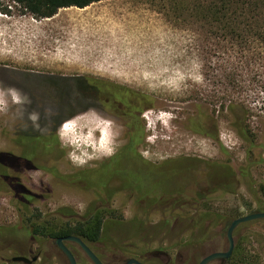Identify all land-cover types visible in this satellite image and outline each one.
Instances as JSON below:
<instances>
[{
  "label": "rangeland",
  "instance_id": "374dc122",
  "mask_svg": "<svg viewBox=\"0 0 264 264\" xmlns=\"http://www.w3.org/2000/svg\"><path fill=\"white\" fill-rule=\"evenodd\" d=\"M169 1L106 0L38 19L13 0H0V161L8 159L3 154L21 153V138L49 137L54 126L61 149L40 154V166H58L61 172L107 160L126 143L120 139L128 132L124 122L129 117L115 105L118 93L89 90L82 77L152 98L140 118L147 135L140 154L154 164L181 157L244 163L243 144L230 127V118L222 117L220 124L221 143L229 156L219 144L192 131L189 120L198 113L193 103L197 95H217L245 107L247 124L264 148V29L254 28L239 39L218 25L171 23L164 12ZM215 109L209 107V112ZM69 114L74 116L63 119ZM21 167L12 166L10 174L35 192L51 189L54 196L36 199L23 210L0 184V227L22 222L28 226L30 219L48 225L60 221L57 212L68 206L83 211L87 199L63 190L47 173ZM166 169L154 175L161 187L192 185L185 163L177 164L174 172ZM252 176L259 199L264 200V166L254 168ZM234 191L208 195L200 210L243 216L257 210L249 189L243 185ZM131 209L127 206L121 213L130 217ZM196 209L191 205L175 213L192 216ZM156 222L157 218L151 220ZM185 228L182 222L169 235L162 231L145 236L131 250L137 254L145 243L148 253L162 255V264H198L205 255L227 248V229L221 234V226L201 248H178L176 244L187 237ZM235 242L243 243L249 255L264 264V221L241 228Z\"/></svg>",
  "mask_w": 264,
  "mask_h": 264
},
{
  "label": "trees",
  "instance_id": "16d2710c",
  "mask_svg": "<svg viewBox=\"0 0 264 264\" xmlns=\"http://www.w3.org/2000/svg\"><path fill=\"white\" fill-rule=\"evenodd\" d=\"M19 4L24 10L38 19L52 18L58 14L59 10L71 7H77L84 9L94 3H98L106 0H13ZM167 4L164 12L168 20L171 23H203L207 26L218 25V28L226 33L229 30L233 35L243 39L245 32H253L254 28L264 29V0H171ZM227 75V74H226ZM236 77V76H235ZM85 84L88 85L89 90L99 91L104 89L106 92H114L113 87L124 88L110 83L99 84V81H92L89 78H81ZM125 90L130 91V95L134 98L135 102H149V96L137 91H133L127 88ZM151 101V100H150ZM193 103L198 109V113L194 118L189 120L191 129L197 122L204 119H211L217 116L219 110L220 116L224 115L226 107L229 105L225 97H218L217 95H197L193 98ZM206 108V112L202 111V108ZM209 107L218 108L213 113L209 112ZM58 125V124H56ZM56 126L53 129V135L51 136H25L21 138L19 142L22 147V151L19 155L13 153L3 154L8 158L7 161H0V184L3 189L13 195L17 204L23 210H28L29 206L33 203L34 196L31 192L17 180L16 176L10 174L9 170L12 166L19 167V165L29 168L40 166L43 162L40 154H51L59 152L61 149L60 140L56 133ZM126 127L129 131H132L133 127L131 123H126ZM242 136L249 141V157L251 158L252 148L255 146V141L249 139L247 135L242 133ZM144 141L132 140L126 141V143L119 148V150L109 159L95 164L94 174L96 177L86 176L84 178L90 185L99 186V190L102 187L114 188L112 182L116 180V176L123 184L130 185L131 182L141 183L145 185V188H137L136 192L138 196L146 197V200L151 204L150 206H158L163 212L175 214L179 208H186L194 206L197 207L195 212H198L193 217L190 215H182L179 220L161 219L156 223H151V220L146 219H105L107 210L98 211L95 213V217L88 221L70 222L60 217V221L56 220L46 223L41 222L39 219L29 220L28 227L32 228L35 233H43L44 231L54 232L50 237L57 238L64 234H69L71 231H79L82 233L79 237L82 238L88 244L98 243L104 247V251H114L118 253L117 249L122 252L123 258L131 256L134 250L138 248L136 240L141 241L145 236H150L166 232L171 234L178 223L185 225V229L182 231H188L186 239H181L176 247L178 248H193L198 249L204 246L207 242L215 236L217 228L224 223L226 227L228 222L222 220L219 214L208 209L207 211L200 210V203L202 199L207 196L203 193L207 191L204 188H197L194 184L196 181H207L209 183L218 182L214 188V191L219 189L226 190L224 183L228 180L238 181V174L229 166L222 163H211L198 161L196 158H180L177 160H171L163 163L162 165L154 164L147 161L137 151L140 145ZM136 163L139 166L145 168L135 169L133 164ZM185 163L187 172L192 176V185H185L182 188H165L161 187L158 178L154 175L162 174L165 172H174L177 164ZM129 164V165H128ZM251 166V165H249ZM248 166V167H249ZM221 167V168H217ZM204 168L205 172L197 174L198 170ZM241 177L246 183L247 189L251 195L258 202L257 210L264 211V201L259 199V191L256 188V181L254 180L252 173L248 168L242 169ZM59 175L60 173H57ZM90 174V173H88ZM146 176L154 178L153 181H148ZM199 176V177H198ZM83 180V179H82ZM138 187V186H137ZM217 187V188H216ZM220 187V188H218ZM212 189V188H211ZM128 190L125 188V191ZM234 190V188H233ZM140 194V195H139ZM99 197H101L99 195ZM180 197L182 202L178 204L169 203L168 200ZM168 201V202H165ZM192 202V203H191ZM191 203V204H190ZM195 203V204H193ZM172 204V205H171ZM109 212V211H108ZM114 212V210L112 211ZM188 216V217H187ZM26 225V224H25ZM23 227V226H22ZM23 228H26L23 227ZM217 235V234H216ZM141 239H138L140 238ZM153 240L151 239L149 243ZM147 243V242H146ZM100 247V246H99ZM163 249V248H162ZM146 253L145 243L142 251L138 252V256H143ZM260 258H255L246 250L243 243L239 242L231 259L227 260L224 264H261ZM173 264V263H172Z\"/></svg>",
  "mask_w": 264,
  "mask_h": 264
},
{
  "label": "flooded vegetation",
  "instance_id": "af4514ba",
  "mask_svg": "<svg viewBox=\"0 0 264 264\" xmlns=\"http://www.w3.org/2000/svg\"><path fill=\"white\" fill-rule=\"evenodd\" d=\"M113 89L114 92H117L119 95L118 96L119 100L115 102V105L117 104L120 107H122V116L129 117V123H131L133 127L132 131L128 130V132L123 133L121 135L120 140L123 141L146 140L147 135L145 132V123L140 118L143 111L151 107L150 100H152V98L149 96L150 97L149 102L146 101L135 102L134 98L127 95V94L130 95V91L115 86L113 87ZM228 104L229 105L226 107L223 116L217 115L211 119L200 120L199 122L196 123L192 131L197 135L209 138L213 142L219 144L220 150L223 152V154L229 156L230 151L226 147H224L223 144L221 143L220 124L222 122L221 120L222 117L224 119H227V117L230 118L229 125L235 130L236 135L243 144L245 161L244 163L235 166L232 160L230 159L217 161V160L203 159L200 157H186V158H196L198 161H203V162L226 164L238 174L237 176L238 181L228 180L227 182L224 183L223 188H225L226 185V190L218 187L220 188L219 191H214L215 189L214 187L217 184L219 185L218 182L209 183L207 181H200V180L196 181L194 185L197 188L207 189L211 185L207 189V191L203 193V196L204 195L211 196L214 193H218V192H222L225 194H235L233 188L239 189L243 185L246 187V183L245 181H243L241 177L242 169L248 168L249 171L252 173V170L254 168L259 166H264V148H262L258 144L256 135L251 130L250 125L247 124V116H248L247 110L245 109V107L239 104H234V105H232L231 103ZM217 114H221L219 113V110L217 111ZM73 116H74L73 114H69L63 117V119L65 118L69 119L72 118ZM124 123H128V121ZM242 133L247 135L249 139H253L255 141V146L252 148V152H251L252 154L250 159H248L249 157L248 151L250 144L249 141H247L246 138L242 136ZM260 147L262 148V152L261 154L256 155V150L259 149ZM137 151L140 153V148ZM181 158H185V157H181ZM167 161H171V160H166L160 163L159 165H162ZM70 167L72 170H67L64 172H61L58 166H54V165L37 166L34 168H29L27 166L21 167L24 170H29V171L35 170V171L47 173L53 178L54 181L57 182L56 185H58L63 190H66L73 194H77L83 197L84 199H87L84 202V208L83 211L81 212L75 209L74 207H70V206L60 209L57 212V215H59V217L63 218L64 220H68L70 222L88 221L93 219V217H95V213L98 212L99 210L100 211L107 210V214H105L106 217L105 219L111 218V219L121 220V219L140 218V219L152 220L157 218V220H161V219L179 220L181 218V216L176 213L174 215L173 214L168 215L169 213L163 212L162 209H160V207H158L157 205L154 207L150 206L151 203L146 200L145 196L139 197L138 193L136 192V189L142 187L145 188V185H141V183L139 185L138 183L135 182H131L130 185L123 184L122 181L119 179L121 177L117 175L116 180L112 182L114 188L102 187L101 190H99V186L93 187L87 181L84 180L86 176H92V177L97 176L96 174H94L95 173L94 169L96 168L95 165L76 167V168H73L72 166ZM217 168H221V167H217ZM204 172L205 169L202 168L198 170L197 174L200 175V173H204ZM57 173L63 174V176ZM17 180L21 182L31 192L35 200L36 199L48 200L54 196V193L52 192L51 189H47L44 192H35L34 190L28 188L20 180L19 177H17ZM125 188L128 190L125 191ZM99 195L101 197H99ZM207 196H205L202 199L200 204H202L206 200ZM168 201L169 203L176 204L177 206L182 202L180 197ZM129 204L131 205L132 208L131 209L132 214L130 217H126L123 213H121V211H123L124 208H126L127 206H130ZM113 210L114 212H112ZM203 211H207V210H203ZM211 211L215 212L212 209ZM258 212H264V211L256 210L249 214L258 213ZM197 213L198 212H195L192 215V217ZM217 214H219L222 217L220 219L228 222L227 227L225 225L226 223L221 225L222 227V229L220 230L221 234L222 232H224L225 228L228 231L233 220L243 217V215L241 214L238 215L231 213L228 214L217 213ZM257 221H264V219H258L239 225L234 231V240H235V235L239 232L241 228L246 227ZM22 226L25 227L26 225L22 222L21 225L19 226L16 225L12 227H0V264H71L69 256L63 250V247L58 243L60 239H63V243H62L63 246H65L67 250L72 254V256L76 261V264H95L94 261L91 259V257L88 255L87 251L76 241L69 240L68 239L69 237H77L81 239L87 245V247L97 256V258L100 259V261L103 264H123L130 259H136L143 264H159V263L162 264L161 263L163 258L162 255L146 253L143 256H138V254L133 253L128 258H123L120 249H117L118 253H115L114 251H108V252L104 251V247L102 245H99V242L93 244H88L87 242H85L82 238L79 237L80 235H82V233L79 231H71L69 232V234H64L61 235L60 237L52 238L50 237V235H52V233L54 232L44 231L43 233H35L32 228L28 226H26V228H23ZM227 231H226L227 248L225 250H219L215 252L227 251L229 246ZM238 243L235 242V247ZM108 260H110V262ZM227 260L217 259L209 264H224Z\"/></svg>",
  "mask_w": 264,
  "mask_h": 264
},
{
  "label": "water",
  "instance_id": "95a60500",
  "mask_svg": "<svg viewBox=\"0 0 264 264\" xmlns=\"http://www.w3.org/2000/svg\"><path fill=\"white\" fill-rule=\"evenodd\" d=\"M258 219H264V212H258V213H253V214H249L240 218H237L235 220L232 221L228 231H227V237H228V249L225 252H213L207 256H205L200 262L199 264H209L212 261H215L217 259H223V260H227L229 258H231L234 249H235V240H234V231L235 229L243 224V223H248L254 220H258ZM69 240L72 241H76L77 243H79L88 253V255L91 257V259L94 261L95 264H103L100 259L97 258V256L87 247V245L79 238L77 237H69ZM58 243L63 247V250L67 253V255L70 258L71 264H76V261L74 259V257L72 256V254L67 250V248L65 246H63V239H60L58 241ZM35 260V259H34ZM123 264H143L140 261L136 260V259H130L127 262L123 263Z\"/></svg>",
  "mask_w": 264,
  "mask_h": 264
},
{
  "label": "crops",
  "instance_id": "0c3cea01",
  "mask_svg": "<svg viewBox=\"0 0 264 264\" xmlns=\"http://www.w3.org/2000/svg\"><path fill=\"white\" fill-rule=\"evenodd\" d=\"M95 4V3H94ZM93 5V4H92ZM91 6V5H90ZM89 7V6H88ZM71 8H77V7H71ZM87 8V7H86ZM84 8V9H86ZM65 9H68V8H65ZM80 9V8H79ZM83 78V77H82ZM86 78H89V77H86ZM81 79V78H80ZM90 79V78H89Z\"/></svg>",
  "mask_w": 264,
  "mask_h": 264
},
{
  "label": "bare ground",
  "instance_id": "6f19581e",
  "mask_svg": "<svg viewBox=\"0 0 264 264\" xmlns=\"http://www.w3.org/2000/svg\"><path fill=\"white\" fill-rule=\"evenodd\" d=\"M67 127V126H66ZM66 127H64V130H66L67 128ZM70 128V127H69ZM104 150V149H103Z\"/></svg>",
  "mask_w": 264,
  "mask_h": 264
}]
</instances>
